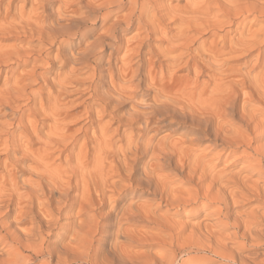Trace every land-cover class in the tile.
<instances>
[{
	"label": "bare ground",
	"instance_id": "bare-ground-1",
	"mask_svg": "<svg viewBox=\"0 0 264 264\" xmlns=\"http://www.w3.org/2000/svg\"><path fill=\"white\" fill-rule=\"evenodd\" d=\"M4 1L0 37L58 43L53 61L67 70L54 93L41 96L34 70L3 68L38 60L35 50L0 44V264H264V0ZM126 5L105 26L103 10ZM248 13L257 27L237 22ZM133 28L121 66H103L105 52L120 51V35ZM93 32L73 49L72 38ZM151 35H169L156 71L144 49ZM85 91L95 106L86 105L88 123L70 132L76 93ZM38 116L51 120L46 132ZM161 129L193 145L156 140ZM165 205L197 213L214 207L186 226L183 241L185 227L158 214ZM137 222L169 226L158 254L142 258L133 248L144 237Z\"/></svg>",
	"mask_w": 264,
	"mask_h": 264
},
{
	"label": "rangeland",
	"instance_id": "rangeland-1",
	"mask_svg": "<svg viewBox=\"0 0 264 264\" xmlns=\"http://www.w3.org/2000/svg\"><path fill=\"white\" fill-rule=\"evenodd\" d=\"M7 1L8 0H5L4 2H7ZM75 2H76V0L73 1V3H75ZM185 2H187V0H174L171 3L172 4L175 3V4H178L179 6H181V5L185 4ZM158 3L160 4L159 6H161V5L165 4L166 1L158 0ZM127 6L128 5H126L125 8L123 10H121V11H118V8L113 9L114 7L109 8L108 10L104 9L103 12H109V17L106 18L105 26L107 24H109L113 20V18L115 17L116 14H121L122 11L124 12L125 9L127 8ZM72 7L75 8V7H77V5H72L71 8ZM111 12H112V14H111ZM254 18H255V14L248 13L245 16H242L241 18H237V22L239 23V25L240 24H247V25L250 24L252 26L257 27L258 25H255ZM99 24H100V21H98V23L95 26L98 27ZM260 24L264 25V21L260 22ZM165 25H166L167 29H168V27L170 28V29H168L169 30V34H170L172 29H173V24L166 23ZM134 32H135V28H133L130 32H125V33H122L123 35H120V38H122L121 39L122 41L120 40L121 41V47L119 49L120 51H117V52L113 53V55L112 54L109 55V53H108L109 51H106L105 55L103 56V59L104 58L105 59L104 60L102 59L103 60L102 62L104 64L101 62V64L103 66H107V65L110 64L109 66L111 68L113 67L114 69H117V68H119L121 66L122 56H123V53H124V50H125V46H126L127 42H132L133 41L132 40V34ZM96 34L97 33L93 32V34L87 35L85 38H83L82 41L79 38V36H77L75 38H72L73 40H71V42L73 41L72 42L73 49H74V46H77V45L78 46L75 47V49L81 48L86 42H88L92 38H94L96 36ZM230 35H235V32H232ZM151 36L152 37L147 41V46L148 47L150 46V47L148 48L147 46H145L144 49L146 50V48H147L148 50H150L152 52V54H153L152 55L153 56L152 59L155 60L154 70L156 71L157 70V66H160V64L164 63V62H162L161 57L157 56L158 55L157 52L160 51L161 49H163V47L166 45V43H167L166 41H167V38H168L169 35H151ZM205 38H206V40H210L211 39L210 36L209 37L206 36ZM14 42H16V43H14ZM24 42H25V44H24ZM19 43H21V44H19ZM30 43H31V45H30ZM0 44H2V45L4 44L5 46H11V45H15L17 47L20 46V48L23 51H24V48H26V50H35L34 52L32 51L33 52L32 54L34 56L38 57V60H36V61H34V60L31 61L30 60L31 62L27 61V63L24 62V63H20V64L17 62V60H15L13 62L11 61L9 63V65L3 67L4 71H6V72H8V74H10V70H11V71L14 72V75H16L17 73L18 74L20 73V74L24 75V73L26 72L25 75H27L28 72H30L31 70H34L36 75L37 74L40 75V78L34 83L33 89H38L39 88L40 89L39 90V94L41 96L47 95V92H53L54 93V90H55V87H56V76L58 75V73L62 74L63 72H65L67 70V68H58V66H59L58 65V60H54L53 61V55L55 56L56 51H57L56 49L59 46L58 43H54L51 48H48L49 46L46 43L39 44V42L34 40V38L31 39L30 37L28 38V36H25V37L23 36L21 39L20 38H18V39L10 38V39H7V40L4 37H0ZM22 44H24V46ZM28 48H30V49H28ZM48 51H49V53H48ZM45 52H47V53H45ZM145 55L147 56L148 54H145ZM245 59H247V58H245ZM45 61H50V64L45 63ZM242 61H244V60H239V61H236V62H242ZM8 66H10V67H8ZM4 71H3V74L0 77V88L2 87V84H3V81H4ZM83 71L84 70H81V74H83L82 76L85 75L83 73ZM175 73H176V75H178L177 77L183 78L184 75L187 72H186L185 69H180L179 71L175 70ZM189 78L191 80L195 79L193 74L189 75ZM197 79H198L197 82L199 83V82L204 81L206 79V76H205V74H202V75H199ZM84 86H87V84H84ZM84 93L83 94L76 93L77 95H79V97H78V99L76 101V104L72 108L74 109L75 112H78L79 116H78V119H76V121H73V122L70 123V129H69L70 132H74L76 129H79L80 127H82L83 125L88 123V119L85 117V115L83 116L84 109H85L86 105H88V106H92L93 105L92 107L95 106V104L90 105L91 101L89 102V96H90L89 91H85ZM27 101H29V100H27ZM26 103L27 102H26L25 98H23V99L18 100L16 102V105L17 106H21V108L22 107L24 108ZM31 106L34 107L36 105H33V103L31 102ZM25 108H27V107H25ZM38 119L43 124L42 125L43 132H46L48 127L50 125H52L51 120L48 117L46 118V117H42V116H38ZM108 119H109V115L105 116L103 118V121H107ZM113 126H115V123L113 124ZM123 127L127 128L126 129L127 132L128 131H132L133 133L137 132V129L134 126L131 127V128H129L127 126H123ZM164 137L167 139V141H170V140H173V139H180V140L183 141L184 145H186V146H190V145L192 146L193 145L189 137L181 136V135H179V133L177 131H171L169 129L168 130L163 129V131H162V129H161L158 132V134L156 133V135H155V139L157 138L156 140H159L158 138L163 139ZM204 145H205L204 143L201 144L200 148L204 147ZM33 146L36 147L37 144H35ZM228 160H230V158H228L227 160L223 159V161L219 163V168H221L225 164H228L229 163ZM235 165H236L235 169L238 166H240V164H238V163H236ZM168 171H169L168 169L164 170L163 174L164 175H166V174L168 175ZM143 196L144 197L142 199L147 198V193H143ZM250 198L252 199V197H250ZM248 205H249V207H255L257 205V202L247 203V206ZM201 206L202 205H200L199 207H201ZM213 207L214 206H209L207 208L204 207L201 212L197 213L196 211H192V210H189V209L187 210L188 207L185 210H177L175 208H171L170 206L165 205V206L161 207V209H160L158 214H160V216L162 215V217L164 216L163 219H165V221H167V223H170V224L173 223L174 225L176 224L177 226L178 225H183L185 227V230H184L185 232L184 231L183 232L187 233V234H184V233L181 234V235H184V236H181L180 240L186 241V240H189L188 231L191 228L190 226L194 225L197 222H199L202 219H204V214H206L207 212L213 210ZM209 209H211V210H209ZM187 211H189V212H187ZM64 220L65 219H61V222H64ZM136 224L133 227L137 228V230H139V231H141V233H143L142 237L144 235L143 238L141 237L142 240L139 238L141 240L140 242H139V240L135 241L136 244H135V247H133L134 249H136V251L140 252V254H139L140 257L144 258L145 255L147 253H149V251L154 253L153 250L157 251V248H160V250H161V249H163L165 247V246H160L159 243L161 242V240H162L163 236H165V234L167 236V232L169 231V226H167L168 229H164L165 230L164 231V230H159L158 227L155 224L153 225L152 223L151 224H147V223H143V222H137ZM186 226H188L189 229ZM229 231L231 232L232 230L228 229L227 232H229ZM158 234H159V237H158ZM160 234H161L162 238H160L161 237ZM151 245H153V246H151ZM158 253H159V251H157L156 254H158ZM185 264H221V263L218 262V261L211 262V261H200V260H193L192 261L191 260V261L186 262Z\"/></svg>",
	"mask_w": 264,
	"mask_h": 264
}]
</instances>
